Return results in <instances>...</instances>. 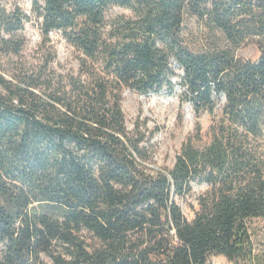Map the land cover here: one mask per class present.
Segmentation results:
<instances>
[{"label": "trees", "instance_id": "16d2710c", "mask_svg": "<svg viewBox=\"0 0 264 264\" xmlns=\"http://www.w3.org/2000/svg\"><path fill=\"white\" fill-rule=\"evenodd\" d=\"M22 1L0 0V264H264L250 231L264 218V0ZM192 18L213 35L204 50L187 43ZM31 21L80 52L78 73L53 54L6 61ZM174 65L213 123L151 173L122 94L172 91ZM195 183L208 187L189 219L177 199Z\"/></svg>", "mask_w": 264, "mask_h": 264}, {"label": "rangeland", "instance_id": "374dc122", "mask_svg": "<svg viewBox=\"0 0 264 264\" xmlns=\"http://www.w3.org/2000/svg\"><path fill=\"white\" fill-rule=\"evenodd\" d=\"M22 3L25 9H31V0H23ZM108 14L131 15L132 11L115 6L109 9ZM24 34L26 43L21 55L12 56L11 60L6 58L12 66L16 63L38 66L49 54H53L55 59L50 66L54 70L61 73H78L80 52L67 42L61 32H54L50 39H47L38 24L31 21L26 25ZM185 37L190 48L198 51L206 48L213 35L208 34L207 30L192 18L187 22ZM243 53H252L250 58H254L257 48L254 45L246 46L240 51V54L246 57ZM174 67L176 71L172 81L175 86L172 91L166 88L161 93L142 95L133 90H126L122 94V107L128 128L132 131L139 128L146 137L143 144L149 149L150 159L145 164L151 173L172 169L184 143L196 134L199 127L202 128L203 141H208V131L213 123L211 113L195 111L192 100L188 99L185 93L188 87L182 80L183 70L178 65ZM222 101L224 103V97ZM220 112L221 109L218 113ZM207 187L206 184L195 183L192 196L178 197L177 200L187 218L194 217L195 209L198 208L196 197ZM250 231L257 250L264 249V218L250 220ZM209 261L211 264H235L223 255H212Z\"/></svg>", "mask_w": 264, "mask_h": 264}, {"label": "water", "instance_id": "95a60500", "mask_svg": "<svg viewBox=\"0 0 264 264\" xmlns=\"http://www.w3.org/2000/svg\"><path fill=\"white\" fill-rule=\"evenodd\" d=\"M252 52H253V51H252ZM250 54H252V53H250ZM250 54H245V53H243V55L246 56L245 58H247V59L250 58Z\"/></svg>", "mask_w": 264, "mask_h": 264}]
</instances>
